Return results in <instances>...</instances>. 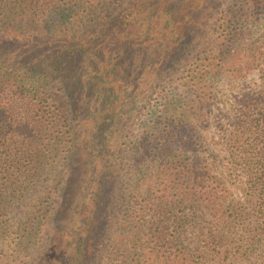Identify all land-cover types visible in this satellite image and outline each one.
<instances>
[{
    "label": "trees",
    "instance_id": "16d2710c",
    "mask_svg": "<svg viewBox=\"0 0 264 264\" xmlns=\"http://www.w3.org/2000/svg\"><path fill=\"white\" fill-rule=\"evenodd\" d=\"M239 1L237 10L230 8L218 21L220 43L200 59L188 85L192 98L164 107L161 166L148 173V189L133 191L142 203L111 242L113 250L104 248L97 223L87 224L97 220L93 217L105 194L99 185L88 197L92 208L84 211L79 231L64 227L62 235L49 239L52 245L36 264H97L102 259L109 264H264V75L252 79L264 69V38L256 40L253 32L258 26L264 29V0ZM23 56L0 58L2 243L7 241L3 215L9 202H20L27 191L20 180L37 177L49 155L61 158L67 150L70 161L81 119L76 94L62 88L63 55H39V61ZM223 80L245 83L248 89L229 97L216 87ZM59 94L63 96L55 99ZM110 114L102 110L93 119L95 131H101ZM61 122L67 126V140L61 150H53V134ZM215 126L220 135L210 143L205 134ZM52 182L67 183L56 175ZM69 189L57 188L61 203L76 204ZM37 211L36 219L31 214L26 218L21 230L27 236L13 248L15 256L24 248L25 261L41 248L62 208ZM14 262L28 264L17 258Z\"/></svg>",
    "mask_w": 264,
    "mask_h": 264
},
{
    "label": "rangeland",
    "instance_id": "374dc122",
    "mask_svg": "<svg viewBox=\"0 0 264 264\" xmlns=\"http://www.w3.org/2000/svg\"><path fill=\"white\" fill-rule=\"evenodd\" d=\"M239 4V0L2 3L0 58L24 54L39 61L40 56L55 59L63 55L66 68L62 70V88L76 94L81 119L75 128L78 139L74 140L76 149L70 161L65 159L67 150L61 158L49 155L37 177L20 180L19 186L27 189L25 197L20 202L9 199L10 209L3 215L7 241L0 242V264H16V258L20 263L36 264L52 245L49 239L62 235L59 231L64 227L79 231L84 211L92 208L88 197L99 185L105 194L93 217L97 220L89 219L87 224L97 223L96 233L104 234V248L113 250L111 242L124 230V223L133 220L135 205L142 203L133 191L148 189V173L161 166L164 107L171 101L192 98L188 85L200 59H206L213 45L220 43L218 21L230 8L237 10ZM253 32L256 40L264 38L261 26ZM263 75L264 69L252 79L258 81ZM216 87L229 97L248 89L245 83L227 80L217 82ZM223 106L218 105L220 109ZM102 110H111V114L100 124L98 133L92 122ZM60 125L53 134V150H61L67 140L63 133L67 126L63 122ZM216 128L205 134L210 143L214 135L215 139L220 135V128ZM54 175L67 183H53ZM65 185L76 196V204L61 203L57 188L62 190ZM59 207L61 215L49 226L34 256L25 261L24 248L15 256L13 248L27 236L21 229L27 226L28 215L36 219L37 210ZM97 264L109 261L102 259Z\"/></svg>",
    "mask_w": 264,
    "mask_h": 264
}]
</instances>
